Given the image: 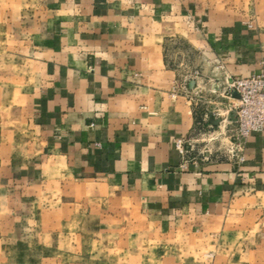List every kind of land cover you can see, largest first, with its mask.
I'll return each mask as SVG.
<instances>
[{"label": "rangeland", "instance_id": "374dc122", "mask_svg": "<svg viewBox=\"0 0 264 264\" xmlns=\"http://www.w3.org/2000/svg\"><path fill=\"white\" fill-rule=\"evenodd\" d=\"M68 1L0 0V264H264L256 202L216 216L175 205L166 217L130 190L80 179L46 150L30 102L44 80L59 5ZM175 1L190 48L196 35L245 30L256 58L243 75L230 59L237 42L192 49L202 58L183 63L176 82L194 120L174 142L181 166L240 163L245 138L264 128L241 131L232 87L264 78V0Z\"/></svg>", "mask_w": 264, "mask_h": 264}, {"label": "crops", "instance_id": "0c3cea01", "mask_svg": "<svg viewBox=\"0 0 264 264\" xmlns=\"http://www.w3.org/2000/svg\"><path fill=\"white\" fill-rule=\"evenodd\" d=\"M61 5L44 80L30 102L46 150L80 179L130 190L166 217L175 205L216 216L231 204L256 202L264 251V130L245 138L240 163L184 169L174 145L194 124L182 86H176L183 63L202 58L192 49L201 50L206 41L237 42L230 51L236 72H253L256 58L246 31L195 34L190 48L183 8L175 0Z\"/></svg>", "mask_w": 264, "mask_h": 264}, {"label": "built area", "instance_id": "2783aa9c", "mask_svg": "<svg viewBox=\"0 0 264 264\" xmlns=\"http://www.w3.org/2000/svg\"><path fill=\"white\" fill-rule=\"evenodd\" d=\"M237 94L234 98L242 106L239 115V126L243 133L252 131L251 129L264 128V78L258 80L244 79L238 81L232 87V94ZM180 141H178V146Z\"/></svg>", "mask_w": 264, "mask_h": 264}]
</instances>
